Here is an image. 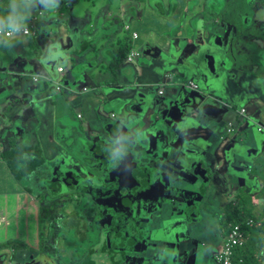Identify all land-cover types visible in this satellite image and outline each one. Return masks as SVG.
Listing matches in <instances>:
<instances>
[{
	"label": "crops",
	"instance_id": "1",
	"mask_svg": "<svg viewBox=\"0 0 264 264\" xmlns=\"http://www.w3.org/2000/svg\"><path fill=\"white\" fill-rule=\"evenodd\" d=\"M135 2L137 3V7L134 4ZM184 2L185 0H133L131 2L127 0L128 4L126 5L124 0H45V2L44 0H0V26L14 27L26 25L24 24L25 22L28 23L33 18H36L35 27L38 31V35L31 37L32 39L24 37L8 42L4 41V43L0 42V47L3 48L0 52V57H3V60L10 62L13 67L18 69L17 71H10L7 67L5 69L0 66V72L6 73V76H4L5 74L0 75V80L3 77L5 78L3 82H0V95L3 96L7 90L10 91L9 88H12L15 91V95L19 97V100H16L15 109L12 108L11 110V106H13L11 100L6 103L3 102V106L1 107H4L5 115L9 118L25 114L28 117L33 116L37 119L35 120L36 124L33 128V134L37 141L34 145L39 144L42 147L51 169L52 166L54 167L57 157L60 156L61 161L65 160L66 163V157L68 156V159L70 158L67 153H64V143L71 139L70 137L73 135V132L70 135L69 127L66 126L68 123L66 121V113L68 110L62 109L59 112V109H56L57 104L64 97L62 92L66 94L65 99L69 101L70 107L76 109L75 113L77 119L80 120L79 126L82 127L83 133L87 125L90 126L86 122L92 123L98 121L101 126H106L110 123L124 125L126 124L124 119L135 116L127 111L128 107L137 101L136 94L138 90H132L131 85H136L144 93H146L148 88L154 89V98H157V96H167L169 92L166 85L170 84V76H177L176 67L171 66L173 57L180 52H183L182 55L188 53L189 58L185 56L188 59V63L191 65V61L197 62L194 56L197 54V48L195 49L189 40H186V43L184 42L182 47V38H179L175 42L170 40L171 43L164 47H169L170 53L168 57L162 59L159 55V57L149 61L147 66L142 64L137 70V76L134 82H129L131 83L129 85H110L111 88L106 92L103 93L101 91L91 96L85 94L84 89L86 87L83 88L82 92L80 89H77V82L68 80L71 68V61L69 62V60L72 55L79 52L80 57L82 56L81 58H84L86 57L87 51L93 50L100 44L104 46L107 39H112L111 36L116 35L115 42L119 43L120 40H118V37L121 38L119 36L121 31H124L125 35L129 37H131L129 33L132 30L136 31L141 41L142 35L144 36V34H141L139 29L133 28L131 24L124 23L127 8H129V12L131 9L134 12L141 5L140 7H143L145 11L151 12L148 25L151 23L156 27L153 39L158 36L157 30L160 23H164L166 26L182 24V21L188 18L190 20L193 19L191 23H194L195 13L200 11V5L206 3V0L200 1V5L197 3L191 5L192 0H190L186 7H184ZM65 4H67V8L64 10L63 6ZM258 9H260L258 14L251 19L249 18L253 14H250L248 11H241V17L245 23L249 24V27H251V23H254L256 25V31L258 32L260 30L262 32V34H255L252 31L251 36L243 37L245 42L251 39V43L257 47V53L260 52L259 58L253 61L251 59L252 63L246 66L244 70L237 68L235 53H237V56H242L247 52L245 45L241 41L238 42V49L235 53L232 52V55L227 59L228 64L225 65L226 75L223 78L220 89L217 91V94H219L218 92L222 90V94L219 95L227 99L225 102L229 103L232 109L227 110L224 121L215 119L217 123H221V126H216L218 128L214 132L206 129L205 117L201 120L202 124H192L193 131L196 132V139L189 146L190 148L195 147L196 155L200 156L202 166L210 171V176L216 178L222 187L223 176L225 173L227 174V169L231 165L232 155L230 152L235 147L241 148V143L245 138L244 135L246 132H251L253 123L264 129V6H259ZM118 11H120L119 15H117ZM39 16H42V19L39 21L41 32L37 28ZM172 18L176 20L175 23H172ZM120 21L123 23L121 24ZM75 22H83V28L87 23L91 24L93 31L89 35L91 34L92 40L88 44L86 43L83 48L79 49L82 41H79V37H74L72 47L66 51L67 58L65 62L59 61L53 65L52 62L55 60L53 57L65 54V52L62 53V50L67 46L70 26ZM222 23L225 25V30L230 34L232 40L236 38L237 29L223 20ZM125 25L131 27L129 33L125 30ZM44 30L49 34H47V37L41 38ZM172 30L170 29V31ZM102 35L103 37L101 39L106 38V40L98 42V39ZM190 35L189 33L183 37L190 39ZM158 39L163 41L162 44L167 43L166 41L169 40L161 35H159ZM140 41L136 42V44L138 45ZM172 47L173 49L171 50L170 48ZM31 49L36 53H34L37 55L35 59L40 64V68L37 71L34 70L31 59L30 63L26 62L28 50ZM13 50L16 52H13ZM105 50L106 48H102V53ZM144 52L143 55L147 56ZM109 56L112 58L113 53ZM171 56L173 57L171 58ZM251 56H253V53ZM67 62L69 63L67 64ZM231 66H235L232 77L229 76ZM59 67H64L65 72L63 74L57 72ZM198 67L197 70L200 72L205 68L199 64ZM39 77L43 79L42 82L39 80ZM65 79L66 81H64ZM175 80L179 81L180 79L175 78ZM10 81H12L11 84ZM58 82L61 85L60 91L56 90V83ZM63 87L64 89L65 87L67 88L63 90ZM161 88L164 89L162 94L159 93V89ZM225 88H227L226 91ZM25 96H29L26 97L27 99L29 98L28 103L25 101ZM109 102L112 104L120 102V106L124 108L122 120L116 119L117 114L113 111L111 112V117L116 120H109L105 117L103 108ZM242 110L244 111L242 112ZM0 111H2L1 108ZM230 124L235 128L232 133H228ZM57 128L60 129L58 135ZM180 132H183L184 136H186L187 127L183 130H177L175 138L179 136ZM63 133L66 134V140L61 139ZM96 133L97 130H93V136ZM260 133L262 152L251 153L247 158V162L244 163L246 165H242L248 167L247 169L249 171L246 170L244 176L255 180V188L252 190L253 187L250 186L243 189L244 193L250 195L253 199L251 206L253 213L256 217L264 221V199L260 200L258 198V195L264 191V130ZM12 137L13 134L7 131L3 143L4 146L0 145V155L8 147L9 140ZM207 155H215V159L217 160L212 168L204 164V158H207ZM61 161L58 162L57 168H61ZM213 168L214 171H212ZM74 171L77 170L74 169ZM261 175H263L262 178ZM46 179L45 176L43 178L40 177L39 184L45 183ZM177 184L179 185V183ZM38 187L41 188L39 185ZM30 192L25 191V187L22 188L19 182L14 181L9 167L0 156V264H6L7 262V256H4L6 254L4 247L7 244L15 246L17 242H24L32 248L39 249L40 233L43 229L41 228L42 222L40 214L45 199L44 193L39 195ZM21 215H23L24 219L20 217ZM21 219L23 225L20 224ZM12 243L15 244L12 245ZM255 248L257 249L256 258H260L261 263L264 264V247L258 244ZM195 264L199 263L196 262Z\"/></svg>",
	"mask_w": 264,
	"mask_h": 264
},
{
	"label": "flooded vegetation",
	"instance_id": "2",
	"mask_svg": "<svg viewBox=\"0 0 264 264\" xmlns=\"http://www.w3.org/2000/svg\"><path fill=\"white\" fill-rule=\"evenodd\" d=\"M199 3H201L200 0L197 4L200 5ZM204 5L206 6V3L201 4L200 11L195 13L196 16H199V19L195 20L194 23H188L189 30L187 31L184 27V31L187 34H192V27H194L196 39V30H203L205 42L208 39V33H210V41L205 46L198 47L192 43L194 48H197V54L193 55L197 63L205 67L201 74L209 73V63H211L215 69V74L211 75V80L222 85L223 78L226 75L225 65L228 64L227 59L232 55V48L236 40H232L230 34L225 30L222 19L218 21L213 16H203L205 14ZM219 30L223 32L219 33ZM180 53L174 57L171 56L177 69L176 78L189 82L196 74L193 71V66L188 63V59L182 55L183 52ZM107 86L111 88L110 85ZM84 91L88 90L85 88ZM217 91L218 89L214 88L216 94ZM217 95L222 97L219 94ZM149 110V108L146 109V112ZM127 120L129 125L118 124L124 133L116 139L111 136L105 126L100 125L99 131L94 137L90 138L91 142L86 141L84 143L81 152L84 159H81V163L78 161L80 153H77V156L72 155L71 157L74 160V165L67 162L70 169L64 168L57 173L49 171V169L45 170L49 174L52 173L53 177L46 179L45 183H40L41 185L38 182V185L44 195L48 194L47 196L56 197V200L50 204L49 208L41 209L40 218L41 228L43 229L40 233L39 249L32 248L24 242H17L15 246L7 245L4 247L6 252L4 256H7L6 261L8 262L6 264H128L127 259L129 257H133L131 264H146L148 262L145 257L149 252L144 253L143 249L146 247L149 249L150 246L152 250L155 246L153 241H157L154 236L152 237V231H148L153 214L157 212L156 209L158 208L152 206L151 201H154L155 197V201H160L163 198L161 189L165 190L166 195L162 202L165 200L170 201H167L166 205L168 206L165 213L167 215H165L163 224L157 228V231L169 226L175 234L169 241L161 236L162 240H158L157 244L163 241L167 245H173L166 246L161 257L165 258L164 261L166 259L172 261L173 259L177 264V260L182 257L177 256L178 246L181 245L177 241H187L192 244L193 240L190 239L189 230L192 225L202 220V216L200 220V213H205L201 211L200 198L206 194L207 190L198 193L194 182L199 177L208 182L209 179H212L210 171L202 166L200 156L196 155V151H193V147L190 148V146L187 151L192 154L187 159L184 158L177 164H172L170 160L169 152L171 150H181L186 141L189 145L193 142L188 137L193 132L192 123L180 125L165 121L163 123L159 117L150 111L146 117L136 115V117ZM144 127H147L148 131L159 132L157 136L160 138L157 143L156 134L148 135L149 139L142 138ZM185 127H187L186 135L189 134L180 147L173 149L175 143L178 142L174 137L177 130H183ZM134 129H138L141 133L142 140L139 143H137L134 136ZM130 134L134 136V140H131L132 136ZM156 144L158 149L154 154H159L162 157V165L159 167L157 165L154 167L155 161L145 158L149 156L153 158L154 154H149L147 151L151 149L153 151ZM163 144L164 146L161 149ZM141 146L143 148H140ZM76 164H78L77 167H75ZM61 168L59 167V169ZM74 169L82 172V174H77ZM228 169L227 171H229ZM50 170L52 169L50 168ZM226 177L227 180H225ZM166 181L168 182L166 183ZM54 183L59 184L58 187H62L64 190L53 194L52 186ZM177 183L183 184L184 187ZM222 185L232 195L237 188L244 193V187H240L235 181H231L226 173L223 176ZM232 195L228 198L230 202L232 199H236ZM216 197L213 196L214 202L202 207V210L204 208L210 214L214 208H217L214 207ZM236 201L238 200L236 199ZM228 206L221 205L220 208H217V216L220 219L219 225L222 221H225ZM82 213V216H78ZM52 216L58 218H51ZM49 217L54 221L53 226L47 225ZM63 224H69L71 228H74L73 233H76L81 241L82 237L87 235L91 228L93 229L91 231L95 232V240L86 243L87 249L81 246L85 252L82 258L75 253L65 257L56 251L65 248L64 246L69 247L70 250L75 248L67 238L66 229L62 227ZM88 224L90 228L87 227ZM57 235L61 236L55 238ZM57 239H59L58 242ZM224 240L225 231L219 229L216 250L213 249L212 252L209 250L208 253L211 261L215 260L216 264V253L222 248ZM206 245V242H199L198 248L194 249L196 255L199 254L197 253L198 250L202 247L205 248ZM130 249H140L141 251L134 252ZM21 251H24L25 258L16 256ZM8 252L9 254H7ZM159 255L157 254V256ZM13 256L16 258H13ZM211 261L207 262L211 263ZM197 263L205 264L206 262L203 263L202 260H199Z\"/></svg>",
	"mask_w": 264,
	"mask_h": 264
},
{
	"label": "rangeland",
	"instance_id": "3",
	"mask_svg": "<svg viewBox=\"0 0 264 264\" xmlns=\"http://www.w3.org/2000/svg\"><path fill=\"white\" fill-rule=\"evenodd\" d=\"M42 1V0H41ZM202 2V0H200ZM124 2L127 3V0H124ZM193 3H198V0H192L191 5H193ZM249 3L253 4V5H257V3H259L258 1L254 0V3L252 0H248V4L247 6L249 7ZM227 3L224 0H218V5L217 6H223L226 7ZM229 4V3H228ZM246 4V3H245ZM264 5V3H262ZM241 5V4H239ZM141 5H139V9L137 11L134 12H129V8H127V12L125 14V21L124 23L127 24H131L133 28H137L140 30L141 34H144V36L142 35V39L141 41L138 43L137 48L140 50V52L143 54L144 50L150 46H152L153 48H159L160 49V56L162 57V59H164L165 57H168L170 50L169 47L167 46L166 48H164L167 44L171 43L170 40L172 41H177L179 38H182L181 44L182 46L184 45V42L186 43V40H189L190 43H194L195 45H197L194 41H195V28L192 27L193 33L190 35V39H186L183 36L188 35L185 31H184V27L189 23H191V20L193 19H185L182 21V24H174L173 25V30L172 31H168L167 26L164 23H160L159 28L157 30L158 36L153 39V35H154V31L156 29V27L149 23L148 25V21H149V15L151 14V12H147L145 11V9H143V7H140ZM128 7V6H126ZM248 7L245 9L247 10ZM253 8H249L248 11H252ZM260 9L256 10L254 15L250 16L249 19L255 17ZM251 14V12H249ZM120 14V11H118V14ZM222 20L225 22H232L233 24L235 23L236 26H234L237 29V33H236V38H234L236 40L235 45L232 48L233 53H235V49L237 48V44L238 42L241 41V36L245 37V36H251L252 35V31H254L255 34H262V32H260V30L257 32L256 31V25L254 23H251V27H248L245 25V21L243 20V18L241 17V13H238L237 15H233V16H226V12H224L222 14ZM42 19V16H39V20H38V30H41V26L39 25V21ZM195 20L199 19V16H195L194 18ZM175 19L172 18V23H175ZM219 21V20H218ZM29 23H24L26 25H19V26H29ZM120 23L122 24L123 22L120 21ZM247 24V23H246ZM91 24L87 23L86 26L83 28L82 32L77 36L79 37V41H83L86 42L87 44L92 40L91 35H89V33L92 30L91 28ZM187 31L189 30V27L186 26ZM42 31V30H41ZM40 31V32H41ZM197 31V30H196ZM219 33H222L223 31H218ZM159 35L164 36V38L169 39L168 41H166L167 43L162 44L163 41L159 40L158 37ZM120 37H118V40L122 41V39H125V33L124 31H121V33L119 34ZM76 37V36H75ZM103 37V35L98 39V42L104 41L105 39H101ZM112 39H107V41L103 44H100L99 46H96V51L95 49L92 50V52L90 53V56L88 57V55H86L85 58L81 59L80 57L76 56L74 58L71 57V59L69 60V62L71 60H75V61H83V63H87V65L92 64L93 65V70L91 71L90 75L83 81L81 82L77 89H80L83 92V88L86 87V89L88 90V92H85V94L94 96L96 93L99 92H106L107 90H109L110 88L107 85H113L112 84V74L113 71L115 72V69L113 68L111 71H107L108 67L110 65H112V63H115V60L117 57H119L122 53L120 51V48L118 47V42H115L116 40V35L115 36H111ZM208 39H206V43H208L210 41L211 35L210 33H208ZM205 39V38H204ZM8 42V41H6ZM4 43V42H3ZM189 43V42H188ZM108 44V45H107ZM3 45V44H2ZM106 45L108 47H106ZM246 45V44H245ZM103 46V47H102ZM248 46V45H247ZM106 50L102 53V48H105ZM254 48V47H253ZM171 50L173 49L170 48ZM256 50V48H254ZM3 50V48L0 47V52ZM36 51V49H35ZM13 52H16L13 50ZM34 50H28L27 53V63H30V59L32 62V66L34 68L35 71L39 70L40 68V64L37 63V60L35 59V57L37 55L34 54ZM113 53V57L111 58L109 55ZM260 53V52H259ZM259 53L257 52H253V56L251 59L256 60L257 58H259ZM38 58V57H37ZM40 58V57H39ZM152 57L149 56H141L138 61L135 64H129L128 61H124V63L119 67L118 71H117V83L115 85H120V84H131L129 82H134L136 80V76H137V70L138 68L142 65L145 64L146 66L148 65V62L151 61ZM246 62H251L250 60H245ZM43 63V61H41ZM67 62V64L69 63ZM59 64H64V63H59ZM169 64V63H168ZM251 63H237L236 67H242L243 65H250ZM27 65V64H25ZM0 66L2 68L7 67L8 70H15L17 71L18 69L13 67L12 64L10 62H7L6 60H3V57H0ZM173 67H175L174 65H171ZM235 69L234 67H230L229 69V76L232 77L233 75V71ZM5 74V75H4ZM0 75H4L6 76V73H1ZM5 80V78H1L0 82H3ZM39 80L42 82L43 79L39 77ZM12 83V81H10V84ZM53 86L55 87V85L53 84ZM167 86V85H166ZM9 90H7L5 92V94L2 96L0 95V108L2 109V111H0V145L4 146L3 143L5 141L6 138V132L9 131L10 133H12V128L11 126H15L16 124L18 125H23L25 124L26 130H27V134H26V138L24 140H27V142L31 145H34L37 141L34 137V125L36 124L35 119L33 116L28 117L25 114L20 115V116H13L11 118H9L7 115H5V110L3 106V102H8L9 100H11L13 102V106H11V110L12 108L15 109L16 107V100H19V97H17L15 95V91L12 88H9ZM164 89H166V87H164ZM227 88H225L226 91ZM219 94H222V90L218 92ZM218 96V95H217ZM26 97L29 96H25V101L28 103L29 98L27 99ZM21 99V98H20ZM73 99V98H72ZM57 110L59 109V112L62 111V109L67 110V106L61 102L60 106H57L56 108ZM104 114L105 117L108 118L109 120H116V119H123V111L124 108L120 106V102H116L114 104L112 103H106L104 105ZM76 109L74 108H70L68 110V112L66 113L67 116V124L66 126L69 127L70 130V135H72L71 132H73V135L70 137L71 139L67 140L64 143V153L68 154L70 156V158H67V162L70 165H74V160L72 157V155L74 154V156H77V151L80 153L79 155V159L78 161L81 163V159H84L83 154L81 155L84 143L86 141L91 142V139L93 136L92 132L93 130H97L99 131L100 129V124L98 123V121H94V122H86L87 124H89L90 126L87 125V127L84 129V133L82 130V127L79 126V121L77 119V115L75 113ZM115 112L117 114V118H112L111 117V112ZM128 113V112H127ZM26 116V117H25ZM136 117V115L134 116ZM208 119H211L212 121H210L211 123H209ZM124 121L126 122L127 125H129V121L126 119H124ZM162 122H164V119H162ZM15 124V125H14ZM205 124L207 127V130H209L210 132H214L216 130V126H221V123H217L215 121L214 118H211L209 116L205 117ZM159 129V126L157 127ZM153 130V128H151ZM229 129V128H228ZM60 129L57 128V135ZM77 130V131H74ZM235 128L233 126V131L234 132ZM30 132V133H28ZM61 132V131H60ZM13 134V133H12ZM60 135V133H59ZM66 134H62L61 139L66 140L65 137ZM134 135L137 139V143L140 142V137H141V133L138 129H134ZM180 135L182 136V139H186V136H184L183 132L182 134L180 133ZM196 136V132H191L188 137L191 139V141L195 140ZM56 138H58V136H56ZM164 140V139H163ZM164 143V142H163ZM164 144L162 145L161 149L163 148ZM140 148H143L142 146ZM74 151V152H73ZM45 154V153H44ZM46 155V154H45ZM247 158L249 155H251V153L249 152V154H246ZM156 156V157H155ZM48 157V156H47ZM178 157V152L174 151L171 155H170V160L172 162V164H177L178 162H174V158ZM146 159H150V161H155V165L154 167H159L160 165H162V157L159 156V154H154L153 158H151V156L149 157H145ZM160 158V159H159ZM209 158V159H207ZM207 158H204V164H207V166H210L211 168L216 164L217 160L215 159V155H207ZM47 159V158H46ZM73 160V161H72ZM57 161V162H56ZM55 161V165L54 167L52 166V170L50 171H54L55 173H57L60 170L65 169H70L69 165L64 161H61L60 156L56 158ZM61 161L62 162V168L59 169L57 168L58 162ZM158 161H160L158 163ZM158 163V164H157ZM85 164V161H84ZM86 165V164H85ZM78 164L75 165V167H77ZM166 168V167H165ZM43 175L45 173H47V171L42 170ZM212 171H214V168L212 169ZM45 172V173H44ZM77 174L81 175L82 172L80 171H76ZM73 175L75 176V173L73 172ZM40 176V174L37 177H34L33 179H28V180H24L23 182L20 183V186L22 188L25 187V191H31L30 193H35V194H42L43 191L41 188H39L38 185V180L35 178H38ZM227 180V177L226 179ZM37 182V183H35ZM219 181L216 178H212L209 179L208 182H206L204 180V178L199 177L198 180L196 182H194V185L196 186L198 193H201L200 191L202 190H207L206 194L204 196H202L200 199V204H201V211L205 212V213H200V220H201V216H202V220L200 222H196V224L192 225V227L189 230V236L190 239H192V244L191 242H181V241H177L178 244H181L178 246V257H181L179 260H177V264H195L197 261L202 260L203 263L205 264H216V261H211L209 250L215 249V246L217 244L218 241V234H219V229L221 230V226L219 225L220 219L217 216V212L218 209L220 208L219 206L221 205H229V204H233L236 205L238 204V201H236V199H232V201L230 202V200L228 199L230 197L231 192H228L225 190V188H223L221 186L220 183H218ZM181 187H184L183 184H179ZM161 193L163 194V198H161L160 201H155L156 197L154 198V201H151L152 206H157L158 208L156 209L157 212H155L153 214V219L150 221V224L148 226V231H152V237L154 236L155 240L157 241H153L155 242V246L154 248L151 250L150 246L149 249L146 252H149L147 254V257L149 259H156V261L154 262L155 264H157L158 262L161 261V259L163 257H161L162 252L165 251L166 246H173V245H167L166 242L160 241L159 244H157L158 240H162V238H166L168 241L170 240V238H172V236H174V231L173 229H170L169 226L167 227H163L160 229V231H157L158 227H161L163 224V220L166 213V209L168 206L167 203L170 200H165L164 202H162L163 199H165L166 195H165V190L161 189L160 190ZM22 193H26V192H22ZM48 194L44 195V199L47 197ZM171 196H173V194H171ZM213 196H217L215 199V205L212 212H210V214L206 211V209L202 207L207 206L208 204H210L211 202H214L213 200ZM52 196H50L51 198ZM249 197V196H248ZM43 198V196H42ZM246 200V199H245ZM147 203L148 200L146 199ZM168 201V202H167ZM251 201V200H250ZM249 201V202H250ZM253 201V199H252ZM251 201V202H252ZM224 202V204H223ZM249 202L248 205L250 204ZM253 210V209H252ZM162 212V213H160ZM82 216V214H79L78 216ZM21 218H23V215L20 216ZM51 218H58L55 216H52ZM51 218L49 217L48 219V226L52 225L53 226V222L51 220ZM172 218V217H171ZM24 219V218H23ZM20 224L23 225V221L22 219L20 220ZM93 226V225H92ZM23 227V226H21ZM62 227L64 229H66V233H67V238L70 240V242H72V244L75 246V248H73L72 250H70L69 247L64 246L65 248H62L60 250H56L58 253L63 254L65 257H69L72 253L77 254L78 256H80V258H82V256L85 254L84 249L82 247H86V243L87 242H93L96 238V234L92 228L90 229V231H88L87 235H84L82 237V241L81 239H79L78 235L76 233H73L74 228H71L69 224H63ZM87 227L90 228V225L88 224ZM51 230V228H50ZM185 233V232H184ZM184 235V234H183ZM61 235H57L55 238H59ZM248 238V237H247ZM183 240V237L181 238ZM59 241V239H57V242ZM206 242L207 245L205 248H200L198 250L196 255V252L194 249L198 248V243L199 242ZM15 243H12V245H14ZM176 244V242H175ZM153 245V244H152ZM5 246V245H4ZM82 246V247H81ZM223 246V244H222ZM50 250V249H49ZM194 250V251H193ZM216 250V249H215ZM87 251V250H86ZM193 251V252H192ZM50 252H52L50 250ZM24 251H21L19 254H16V256L21 257L23 256V258H25V254ZM157 254L159 256H157ZM73 255V254H72ZM131 256V255H130ZM186 258H185V257ZM9 258H11V256H9ZM13 258H16L15 256H13ZM133 260V257H129L127 259L128 264H131ZM211 261V263L207 262V261ZM168 264H176L175 261L168 262V260L166 259Z\"/></svg>",
	"mask_w": 264,
	"mask_h": 264
},
{
	"label": "water",
	"instance_id": "4",
	"mask_svg": "<svg viewBox=\"0 0 264 264\" xmlns=\"http://www.w3.org/2000/svg\"><path fill=\"white\" fill-rule=\"evenodd\" d=\"M45 2V0H44ZM84 26L83 22H75L73 25L70 26V35L68 37L67 46L63 48L62 53L65 52L64 55H57L55 60L52 62L53 65L58 63L59 61L65 62L67 55L66 51H68L73 45L74 37L78 36ZM188 26V24L186 25ZM185 26V27H186ZM189 27V26H188ZM49 33H46L44 30L41 34V38L47 37ZM204 31L199 29L196 32V46L203 47L206 45L204 39ZM144 54L150 56L152 58H157L160 55L159 48L148 47ZM188 54V53H187ZM186 54V55H187ZM184 55V56H186ZM191 66H193V71L196 74L195 77L189 82L187 81H179L175 80V76H170V84H168L167 90L169 94L167 96H157L154 98V89L148 88L146 93L140 91V88L136 87V85H131L132 90H138L136 94V102L128 107L127 111L134 115H138L140 117H146L149 115V111L159 117L161 120L164 119L167 123H174L175 125L180 124H187L192 123L195 125L202 124V118L209 116L211 118L224 121V118L227 115V110L231 108L229 103L225 102L227 99L224 97L217 96L214 92V88L218 90L221 87V83H216L211 80V75L215 74V69L212 67L211 63H209V73L205 72L201 74L199 70H197L198 63L195 61H191ZM171 65L175 64L172 62ZM217 77V76H216ZM220 80V78H219ZM196 83L197 89H193L190 83ZM199 84V85H198ZM149 92V93H148ZM148 93V94H147ZM150 109L146 112V109ZM232 109V108H231ZM151 119V118H150ZM211 119L209 120V123ZM224 124V123H223ZM154 126V125H153ZM206 126V124H205ZM149 127V125H148ZM105 128L110 132L111 136L115 139L119 138L124 131L115 123H110L105 126ZM147 127L143 128L142 138L149 139L148 135L156 134V143L160 137L157 136L159 132H151L147 130ZM207 129V127H206ZM264 130V129H263ZM154 131V130H152ZM13 137L17 140H24L26 138L27 130L26 127L23 125H15L12 127ZM182 134V132H180ZM175 140L178 142L175 143L173 149L180 147L181 143L183 142L182 136L180 135ZM177 134V133H176ZM260 131L257 124L253 123L251 127V132L245 133V138L241 143V148L235 147L230 152L231 157V165L229 167L228 175L231 181H235L240 187L248 188L253 187L252 190L255 188L254 181L251 178H247L245 175L246 170L248 167L242 166L244 163L247 162V155L249 152L252 153H261L262 152V144L260 140ZM131 140H134V136L130 134ZM175 137V136H174ZM173 137V138H174ZM140 137V141H141ZM150 146V145H149ZM189 144L187 141L182 145L181 150H171L169 155H171L174 151L178 152V157L174 158V162H180L184 158L187 159L189 155L192 153L188 152ZM239 148V149H238ZM158 147L157 144L154 150H148L147 153L154 154L157 151ZM195 151V148H193ZM246 165V164H244ZM199 202V200H198ZM148 248L146 247L143 251H147ZM130 251L140 252V249H130ZM162 258L158 264H168ZM145 260L148 262L146 264H155L154 262L156 259H149L147 256ZM168 262H171L168 260Z\"/></svg>",
	"mask_w": 264,
	"mask_h": 264
},
{
	"label": "trees",
	"instance_id": "5",
	"mask_svg": "<svg viewBox=\"0 0 264 264\" xmlns=\"http://www.w3.org/2000/svg\"><path fill=\"white\" fill-rule=\"evenodd\" d=\"M177 1V0H175ZM190 0H185L184 2V7H186L187 4H189ZM227 4L225 5L226 7L223 6H217L218 5V0H206V6H205V14L203 15L204 17H214V19H222V14L226 12V16H233L237 15L238 13H241V11H248L249 8H253L251 14L254 15L255 11L259 6H264L262 3H264V0H255L258 1L257 5H253L249 3V7L247 6L248 0H224ZM254 3V0H252ZM229 3V4H228ZM246 3V4H245ZM135 6L137 7V3H134ZM241 4V5H239ZM64 10L67 8V4L63 6ZM248 7L247 10H245ZM133 8V7H131ZM184 10V8H183ZM132 12V9L130 10ZM227 24L231 26H236V24L230 22ZM248 26L249 24H246ZM173 28V25H167L168 31ZM236 29V28H235ZM91 35V34H90ZM126 36V35H125ZM258 37V36H255ZM29 39H32L29 37ZM251 39L247 40L246 42L243 40V36H241V43L245 45L247 52L242 55V56H237L235 53V59L237 63H252V62H246L245 60H250L251 61V54L253 52H257V47L251 43ZM34 41V40H32ZM140 41V38L136 40V42ZM83 42V41H82ZM81 42V47L83 48L86 45V42ZM250 42V43H249ZM36 43V42H34ZM118 44V47L120 48L121 55L116 58L115 63L110 65L108 67V72L111 71L113 68L115 69L112 74V84H116L117 82V71L119 67L124 63V61L127 60L128 54L130 52V49L132 47V38L129 36H126L124 40L120 41ZM37 45V43H36ZM108 45V44H107ZM106 45V47H108ZM248 45V46H247ZM35 46V45H34ZM105 47V48H106ZM256 48V50L254 48ZM103 48V49H105ZM96 51V48H94ZM92 50L89 52L87 51L88 55ZM80 57V53L77 52L72 55V58L74 57ZM237 56V57H236ZM82 57V56H81ZM80 57V58H81ZM85 58V57H84ZM83 59V58H81ZM254 59H252L253 61ZM260 65V64H259ZM248 66V65H243L242 67H238L239 69H243ZM93 70V65L87 63H83V61H75L71 60V68H70V74H69V79L73 82H77L79 85L81 82H83L91 73ZM82 74V75H81ZM66 81V79L64 80ZM112 86V85H111ZM67 87H65L66 89ZM63 87V90H65ZM64 97L62 99L63 103L67 106V110H69L71 107L69 105V101L65 99V93L62 92ZM62 95V96H63ZM60 101V103L62 102ZM60 103L57 104V106H60ZM15 125V124H14ZM129 137V136H128ZM74 152V151H73ZM79 154V152L77 151ZM74 155V154H73ZM1 159H3L7 166L10 169L11 175L14 179L15 182H23L24 180L28 179H33L34 177H37L39 174L40 176L35 179H40L45 176V178L49 179L52 178L53 176L49 173H45L43 175L42 170H47L50 169L49 167V161L46 159L44 151L42 147L37 144V145H31L27 142V140H17L14 137H12L9 140L8 147L1 153ZM50 171V170H49ZM263 175H261V178ZM59 184L54 183L52 186V193L57 194V192H61L64 190L62 187H58ZM234 187V186H233ZM235 198L238 200L237 205L229 204L228 209L226 208V216H225V221L221 222V229L225 231V236L229 233L230 228L233 227L234 225L237 224H244L248 219H252L255 223L252 227H246L245 230L247 232V243L243 247H239L235 250V255L234 259L236 262L239 260H242L239 264H263L260 261V258H256L257 254V249L255 248L258 246V244L261 247H264V221L256 217V215L253 213V210L251 209L252 206V197L250 195H247L243 193L242 191L237 188L235 193L233 194ZM232 195V196H233ZM249 196V197H248ZM258 198L264 199V191L261 192L258 195ZM246 199V200H245ZM56 197H51L47 196L45 198V201L42 204L43 209L49 208L50 204L52 202H55ZM251 200V201H250ZM250 201V202H249ZM249 202L250 204L248 205ZM8 245V244H7ZM10 245V244H9ZM221 250V249H220ZM264 258V256H263Z\"/></svg>",
	"mask_w": 264,
	"mask_h": 264
},
{
	"label": "built area",
	"instance_id": "6",
	"mask_svg": "<svg viewBox=\"0 0 264 264\" xmlns=\"http://www.w3.org/2000/svg\"><path fill=\"white\" fill-rule=\"evenodd\" d=\"M133 1V0H128ZM36 18H33L29 26H14V27H2L0 26V42L10 41L17 38L24 37H36L38 35V31L35 27ZM131 27L129 25H125V30L129 33ZM132 38V47L127 57L128 63L135 64L137 60L143 56L140 50L137 48L136 40L139 38V34L136 31L129 33ZM59 74H63L65 72L64 67H59L57 69ZM37 79V78H36ZM190 85L193 89H197V84L191 82ZM56 90H61L60 82L56 83ZM163 88L159 89V93H163ZM244 110H242L243 112ZM233 131V125H229L228 132L231 133ZM259 131L262 132L263 129L259 127ZM254 221L252 219H248L245 222L246 227H252L254 225ZM244 224H237L230 228L229 233L225 236V240L221 250L216 253L217 264H239L242 260L238 262L235 261L234 255L235 250L239 247H243L247 243V232L245 230Z\"/></svg>",
	"mask_w": 264,
	"mask_h": 264
},
{
	"label": "clouds",
	"instance_id": "7",
	"mask_svg": "<svg viewBox=\"0 0 264 264\" xmlns=\"http://www.w3.org/2000/svg\"><path fill=\"white\" fill-rule=\"evenodd\" d=\"M229 133V132H228ZM232 133V132H231Z\"/></svg>",
	"mask_w": 264,
	"mask_h": 264
}]
</instances>
